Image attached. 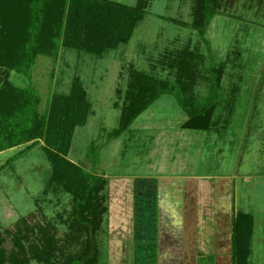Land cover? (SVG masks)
I'll use <instances>...</instances> for the list:
<instances>
[{"label": "rangeland", "instance_id": "374dc122", "mask_svg": "<svg viewBox=\"0 0 264 264\" xmlns=\"http://www.w3.org/2000/svg\"><path fill=\"white\" fill-rule=\"evenodd\" d=\"M196 1L149 0L146 17L129 42L105 58L65 49L55 68L42 57L35 67L33 81L43 97V109L50 92L69 93L76 79L82 81L92 104L87 124L75 129L68 159L109 180V214L105 215L109 220L97 235L96 264H159L160 243L166 242L162 235L181 225L175 219L181 212L176 185L186 183L190 191V178L204 183L198 187L197 201V220L203 228H213L207 219L213 214L212 185L226 178L236 185V203L247 211L253 208L257 217L259 234L254 236L248 263L264 264V0H223L228 3L223 6L226 13L213 18L206 34L211 52L203 35L192 27ZM83 42L84 47L92 41ZM187 47L194 52L190 57L194 64L198 58L208 65L210 53L216 62L228 60L216 91L210 94L207 82L192 86L199 100L213 95L211 101H217L212 127L183 129L187 116L174 96L167 94L116 133L121 119L116 103L119 93L125 95L128 88L129 67L153 72L151 64L159 65L165 50ZM168 72L156 74L165 79ZM3 74L0 71L1 84ZM9 76L16 88L29 85L22 75ZM25 147L0 153L1 247L6 253L17 250L14 238L18 236L26 248V264H66L82 254L87 235L71 222L72 197L45 193L52 164L40 145L8 162ZM189 197L186 219L194 201ZM220 207L218 203L216 212ZM190 223L186 220V232L193 227ZM44 226L47 234L39 229ZM48 236L56 241L54 245ZM201 247L198 264H212L209 246Z\"/></svg>", "mask_w": 264, "mask_h": 264}, {"label": "trees", "instance_id": "16d2710c", "mask_svg": "<svg viewBox=\"0 0 264 264\" xmlns=\"http://www.w3.org/2000/svg\"><path fill=\"white\" fill-rule=\"evenodd\" d=\"M148 2L137 0L129 5L115 0H0V71L4 73L3 83H0V153L26 145L9 162L40 145L52 164L45 193H66L72 197L71 222L75 228L84 230L87 238L82 254L66 264L98 262L97 235L108 219L105 215L109 214V180L68 159L75 129L85 126L92 113L82 81L74 80L69 93L50 92L43 109V97L33 81L35 67L42 57L51 60L55 68L65 49L105 58L109 52L129 42L146 17ZM227 5L223 0L196 1L192 27L203 35L210 52L211 40L206 38L208 27L216 15L226 13L223 6ZM83 40L92 42L83 47ZM193 53L188 47L175 51L167 49L159 58V65L151 64L153 72L129 67L128 88L125 95L119 93L121 96L116 103L121 109L116 133L131 126L155 101L167 94L174 96L187 116L181 125L183 129L207 131L212 127L217 101H211L213 95L199 100L192 86L207 82L211 85L210 94L216 91L223 81L228 60L216 62L210 53L208 65L198 58L194 64L190 58ZM163 70L172 72L163 79L156 74ZM12 72L29 79V85L16 88L9 79ZM102 191L106 192L100 194ZM45 228L47 230V226L39 228L42 234H47ZM252 231V216L238 214L232 222L231 264H248ZM21 240L16 236L17 250L6 253L1 247L4 240L0 238V264L27 263L26 248ZM49 241L51 246L56 243L52 237Z\"/></svg>", "mask_w": 264, "mask_h": 264}, {"label": "crops", "instance_id": "0c3cea01", "mask_svg": "<svg viewBox=\"0 0 264 264\" xmlns=\"http://www.w3.org/2000/svg\"><path fill=\"white\" fill-rule=\"evenodd\" d=\"M190 179L193 181L191 183L189 182L190 191L185 189L186 183L181 182L180 185H176L178 187L176 194L180 195L179 207L181 212L179 218H176L175 215V219L179 220L181 225L174 230H166L168 232L162 235L165 237V240H162L166 242H164V246L159 242L161 247L160 258L158 260L159 264H198V259L203 256L200 247L204 244L209 246L210 255L208 257L210 259L212 258V264H231L232 222L240 213L249 214L253 219V231L250 239V258L253 253L254 236L259 234L256 211L253 208L247 211L236 203L235 196L233 195L236 185L233 186V183L229 182L228 178H226L227 180L217 179V182L212 185L213 204L211 208L213 209V214L207 218L210 221L208 223L210 224L209 226L213 228L205 227V229L200 227L197 220V201L200 199L199 186L202 185L203 187L204 183L201 180L196 181L194 178ZM189 196L194 198V201L192 202V207L188 209L192 213L186 219L187 212L185 204ZM218 203H221V207L216 212ZM186 220L187 223L190 221L191 226H193L191 231L186 232V229H188L185 227ZM194 220L196 222L195 224Z\"/></svg>", "mask_w": 264, "mask_h": 264}]
</instances>
